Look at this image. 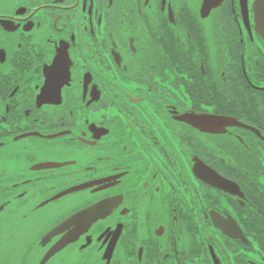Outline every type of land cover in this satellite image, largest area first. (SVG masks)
I'll list each match as a JSON object with an SVG mask.
<instances>
[{"label": "flooded vegetation", "instance_id": "flooded-vegetation-1", "mask_svg": "<svg viewBox=\"0 0 264 264\" xmlns=\"http://www.w3.org/2000/svg\"><path fill=\"white\" fill-rule=\"evenodd\" d=\"M263 12L0 0V264H264Z\"/></svg>", "mask_w": 264, "mask_h": 264}, {"label": "water", "instance_id": "water-1", "mask_svg": "<svg viewBox=\"0 0 264 264\" xmlns=\"http://www.w3.org/2000/svg\"><path fill=\"white\" fill-rule=\"evenodd\" d=\"M256 20L259 23H263V28H264V12L263 15L259 14L256 15ZM67 193V192H66ZM65 194V193H64ZM63 194L57 195L55 197H53L52 199H56L59 196H61ZM108 205L106 204H102L100 206L97 207H93L90 208L89 210H86L85 213L82 214H78V215H74L71 219H69L68 221L62 223L61 225H59L58 227H56L55 229H53L51 232H49L44 238L43 241H48L52 236H54L55 234H58L60 232H62L67 226H69L71 223L75 222V220L81 216H83L84 214H91L92 219L95 220L96 216V212L97 213H103L108 209ZM1 210V209H0ZM95 218V219H94ZM74 240L73 235H66L63 238H61L57 244H55L48 252L47 254L44 256V258L41 260L40 264H45L55 253H57L58 251H60L62 248H64L66 245H68L71 241Z\"/></svg>", "mask_w": 264, "mask_h": 264}, {"label": "snow or ice", "instance_id": "snow-or-ice-1", "mask_svg": "<svg viewBox=\"0 0 264 264\" xmlns=\"http://www.w3.org/2000/svg\"><path fill=\"white\" fill-rule=\"evenodd\" d=\"M207 111H212L211 109H208Z\"/></svg>", "mask_w": 264, "mask_h": 264}]
</instances>
